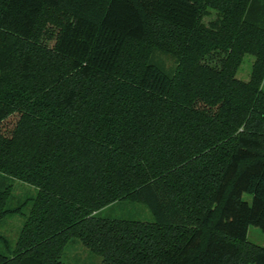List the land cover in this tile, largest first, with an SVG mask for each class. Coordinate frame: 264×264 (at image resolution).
<instances>
[{"label": "trees", "instance_id": "16d2710c", "mask_svg": "<svg viewBox=\"0 0 264 264\" xmlns=\"http://www.w3.org/2000/svg\"><path fill=\"white\" fill-rule=\"evenodd\" d=\"M263 80L264 0H0V264H264Z\"/></svg>", "mask_w": 264, "mask_h": 264}, {"label": "rangeland", "instance_id": "374dc122", "mask_svg": "<svg viewBox=\"0 0 264 264\" xmlns=\"http://www.w3.org/2000/svg\"><path fill=\"white\" fill-rule=\"evenodd\" d=\"M252 58L251 54L244 55L236 71L238 77L243 79L248 77ZM155 59H157V57H155ZM262 88L264 90V80L262 82ZM6 181L7 180L4 182ZM9 182L11 183V193L13 197L11 202L14 204L25 195L32 194L34 191V187L26 182L17 179H11ZM243 197L248 198L249 196L247 193H243ZM23 211L24 209L21 208L20 211L10 212L0 221V234L6 238L5 242L0 238V249L5 251V243L9 245L13 244L16 232L24 219ZM97 214L100 216L142 220L151 218L150 212L144 204L131 199H121L112 202L102 207ZM245 237L248 241L261 244L264 242V230L257 225L249 223L246 227ZM62 259L67 264H95L99 260L98 256L88 251L77 239H72L67 243L63 250Z\"/></svg>", "mask_w": 264, "mask_h": 264}]
</instances>
